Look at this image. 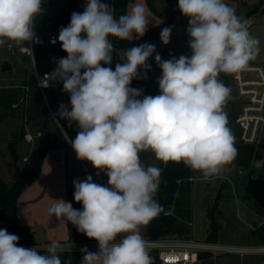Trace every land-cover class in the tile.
I'll use <instances>...</instances> for the list:
<instances>
[{"label":"clouds","instance_id":"clouds-1","mask_svg":"<svg viewBox=\"0 0 264 264\" xmlns=\"http://www.w3.org/2000/svg\"><path fill=\"white\" fill-rule=\"evenodd\" d=\"M45 0H0V46L37 41L36 18ZM191 55L162 60L153 44L127 48L113 70V40L132 41L148 31L149 15L142 0H131L118 18L106 0H85L59 30L67 56L56 61L40 87L63 84L71 110L60 105L57 115L79 131L71 146L78 160L89 162L107 185L88 175L74 180L72 203L54 199L50 217L66 219L78 232L98 243V252L81 249L80 264H152L141 228L164 211L156 200L162 169L145 166L140 153L151 151L158 161L183 163L204 177L222 175L237 155L225 105L231 89L221 73L244 70L260 52V40L248 30L225 0H178ZM172 27L160 33L168 45ZM53 43L56 40L52 41ZM155 53L161 70L159 94L143 95L131 87L147 78ZM106 65V66H105ZM19 237L0 229V264H65L64 246L52 240L42 250L18 246ZM72 247V245H71Z\"/></svg>","mask_w":264,"mask_h":264},{"label":"rangeland","instance_id":"rangeland-1","mask_svg":"<svg viewBox=\"0 0 264 264\" xmlns=\"http://www.w3.org/2000/svg\"><path fill=\"white\" fill-rule=\"evenodd\" d=\"M162 2L165 8H160L161 11L172 12L175 9L170 0H162ZM257 23H262V29L264 30V5H262V13L258 16ZM10 44L15 48L12 52L8 51L7 43L0 46V91L6 90L4 89L6 85L23 82L26 78H34V67L31 65L30 59L17 51L22 45L18 46L14 42ZM187 44L188 39L184 37L181 44H178V40L177 43L172 44L168 52L170 55H175L176 46L180 45L187 48ZM27 45L28 42L23 46ZM126 49L117 51V55H121ZM156 52L159 53L157 47ZM154 57L155 53L149 58L148 63L155 59ZM5 60L12 62L13 69L3 72L1 66ZM122 62L119 56H116L113 60L114 66ZM36 67L38 72L53 71L55 64L44 62L36 64ZM160 76V69H151L147 73L146 79L141 78L139 82L133 80L131 87L142 90L141 98L143 95L159 94L157 81ZM225 85L231 89V95L224 110L227 112L229 127L235 138L234 145H242L240 131L236 125V118L240 113V102L232 74H229L228 82ZM62 89L63 85L59 91H52L59 98L66 95ZM14 90H22V88L19 87ZM29 91H31V88ZM52 91L45 90V94L50 97ZM21 122L18 111L0 107V175L9 185L14 180L15 166L25 167L31 151L41 142V134L32 133L30 124L26 125L27 134L20 138ZM13 142H17L18 159L16 161H14L9 148ZM140 160L145 166L158 167L162 163L155 158L151 151L141 152ZM235 161L227 178L219 179V181H212V177L202 179L204 176L200 172L192 170V191L190 194L192 218L187 224L190 234L178 236V238L191 239L198 244L205 243L211 246L219 245L245 250L243 254H219L217 264H264V255L259 251L264 245V164L262 167H256L257 161H254L249 167L240 168ZM83 163L82 170H77L78 177L85 179L88 175H91L93 182L103 185L104 173L97 175V170L89 162L84 161ZM238 170L244 172L240 174ZM211 219L214 220L217 228V240L214 243L207 241L211 230ZM141 234L144 238L147 237L145 226L141 228ZM69 242L75 243L72 239L71 241L61 242L64 246L62 252L75 251L73 245L71 247V245L66 244ZM47 244H39L37 247L44 248ZM76 250L81 251L79 248ZM90 252L95 253L96 251ZM208 264L213 263L209 262Z\"/></svg>","mask_w":264,"mask_h":264},{"label":"trees","instance_id":"trees-1","mask_svg":"<svg viewBox=\"0 0 264 264\" xmlns=\"http://www.w3.org/2000/svg\"><path fill=\"white\" fill-rule=\"evenodd\" d=\"M112 7L115 16L126 13L128 0H106ZM85 0H47L44 11L36 18L34 31L36 35L48 37L49 34L59 35L60 28L66 27L73 12H82ZM151 6V4H150ZM152 10L157 11L151 7ZM160 31L159 27L148 30L143 37L133 39L132 41L113 40L115 51L113 60L116 58L117 51L148 43ZM67 54L62 51L60 42L51 45L46 44L37 47L35 50V61L39 63L49 62L55 64L59 58H65ZM110 65L115 69L114 63ZM106 66V65H105ZM55 67L53 69H55ZM46 72V71H41ZM229 74L221 73L219 79L227 84ZM27 86V84H24ZM31 91L25 89L14 90L16 88H4L0 91V107L18 111L21 118L20 138L26 133V125L30 124L32 133L41 134V142L31 151L28 163L25 167L20 168L18 165L14 169V180L11 185L7 184L0 175V229H6L9 233L19 237L18 246H37L34 241L31 229L23 227L18 222V199L22 192L29 187L38 177V173L43 164L46 153L52 149L68 145L67 138L74 140L79 129L73 122L61 119L57 113L60 105L63 104L71 110L70 99L68 96L56 97L52 91V95L47 97L46 104L42 92L37 84H29ZM29 88V89H30ZM9 89V90H7ZM53 114L57 118L60 127L57 125ZM55 128V129H53ZM47 133L51 135L47 137ZM17 142L10 144L11 155L16 161ZM237 150L236 162L240 168H247L254 161L264 156V150L261 146L253 145H234ZM162 169L160 177V187L156 194V200L163 207L164 211L146 225V236L149 238H157L161 226L166 236H184L190 234L187 224L192 218V209L190 204V194L192 191V170L183 163L163 162L158 165ZM107 185V176L104 174V183ZM73 208L82 210V204L77 203L74 198L70 197ZM210 232L207 237L208 242H216L217 228L214 220L211 219ZM72 240L75 243H85L95 241L87 238L84 234L77 231L72 225ZM62 261L65 264H80L82 259L81 251L60 252Z\"/></svg>","mask_w":264,"mask_h":264},{"label":"crops","instance_id":"crops-1","mask_svg":"<svg viewBox=\"0 0 264 264\" xmlns=\"http://www.w3.org/2000/svg\"><path fill=\"white\" fill-rule=\"evenodd\" d=\"M170 1L172 6L175 8L172 12L161 11L160 8H165L162 0H142L147 8L150 19L148 30H151L155 27L160 28L159 33L148 43L155 45V47L159 49V54L162 56V60H168L172 56L179 58L180 55H191V50L188 47L184 48L180 45L175 47V55H170V53L168 52L170 46L174 43H177V40L178 44H181L184 37L189 40L186 32V29L188 27V19L181 14L178 8V0ZM130 2L131 0H128L126 11L129 8ZM225 2L235 10L237 16H239L243 21L247 22L249 32L254 37H257L260 40V52L257 57L254 60L250 61L248 64H264V30L262 29V23H257L258 16L260 15V13H262V5H264V1L225 0ZM151 7H153L157 11V13H155ZM177 11L180 12V16L176 21H172L170 19V16ZM169 26L172 27L170 43L168 45H164L160 40V33L164 27ZM8 45L11 44L7 43L6 47ZM13 50H15L14 47ZM23 55L30 59L31 65L34 67V71L37 70L35 58H32L26 54ZM9 63L12 66V62L10 61ZM149 64L152 66L151 69H160L156 64L155 59L149 61ZM140 80L141 78L138 79V82ZM24 84H27V86H24ZM29 84H36L35 73L34 78H26L23 82L12 83L4 87H21L22 89L28 91L30 88ZM59 89L47 90L59 91ZM42 95L44 96L46 104L49 106L45 91L44 93H42ZM152 95L155 96L158 94ZM62 96H68V94L66 93V95ZM53 117L57 125L60 127L59 122L54 114ZM27 139L29 138L27 137ZM67 140L68 145L52 149L46 153L37 179L22 192L18 199V222L21 226L31 229L34 241H36L38 244L50 243L52 240L67 242L71 241L72 239V224L69 223L66 219H57L55 216L50 217L47 212V209L53 203H55L54 199H63L67 202H70L69 186L71 184H74V180H84L83 178L78 177L79 175H77V170H82V164L84 165V161L77 159L76 153L71 146L70 140L68 138ZM233 162L225 168L222 175L212 177V181L226 179L227 175L233 167ZM234 164L236 165V163ZM205 178L206 177H202V179Z\"/></svg>","mask_w":264,"mask_h":264},{"label":"built area","instance_id":"built-area-1","mask_svg":"<svg viewBox=\"0 0 264 264\" xmlns=\"http://www.w3.org/2000/svg\"><path fill=\"white\" fill-rule=\"evenodd\" d=\"M46 4L47 0L42 4L43 11ZM36 37L38 42H29L27 46L19 47L18 51L33 58L37 47L59 43L57 34H49L48 37L36 35ZM53 40L56 42L53 43ZM8 51H13L11 45H8ZM51 72L34 71L36 84L42 93L47 89H59L63 85L59 81H50L49 87H40V82L44 79L45 74ZM232 77L240 102V113L236 118V125L240 131V141L245 145L261 146L264 150V64H248L241 72L232 74ZM134 81H138V79H134ZM263 164L264 156L262 155L255 166L262 167ZM239 173L242 174L243 170H239ZM190 180L192 181V178ZM144 239L149 245L152 264H208L209 262L217 264L219 254L245 253L243 249L219 245L211 246L205 243L198 244L191 239H181L178 236L164 235L163 237H145ZM66 244L73 245L75 251H78L77 248L85 247L89 251L98 252L99 250L97 241ZM22 247L31 248L30 246ZM259 251L264 255V245Z\"/></svg>","mask_w":264,"mask_h":264},{"label":"water","instance_id":"water-1","mask_svg":"<svg viewBox=\"0 0 264 264\" xmlns=\"http://www.w3.org/2000/svg\"><path fill=\"white\" fill-rule=\"evenodd\" d=\"M179 16H180V12L177 11V12H175L174 14H172L170 16V19L172 21H176L179 18ZM1 69H2L3 72H6V71L11 70L12 66L10 65L9 61L5 60L2 63ZM50 135H51L50 133H47V137H49ZM74 191H75L74 184H71L69 186V196L72 197V198H74ZM163 236H164V230H163V227L161 226L160 231H159V237H163Z\"/></svg>","mask_w":264,"mask_h":264}]
</instances>
